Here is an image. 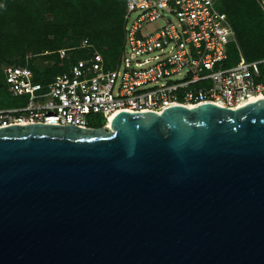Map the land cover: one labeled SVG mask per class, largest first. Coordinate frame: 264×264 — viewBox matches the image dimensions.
Listing matches in <instances>:
<instances>
[{
    "label": "water",
    "instance_id": "95a60500",
    "mask_svg": "<svg viewBox=\"0 0 264 264\" xmlns=\"http://www.w3.org/2000/svg\"><path fill=\"white\" fill-rule=\"evenodd\" d=\"M0 128V264H264V98Z\"/></svg>",
    "mask_w": 264,
    "mask_h": 264
},
{
    "label": "built area",
    "instance_id": "2783aa9c",
    "mask_svg": "<svg viewBox=\"0 0 264 264\" xmlns=\"http://www.w3.org/2000/svg\"><path fill=\"white\" fill-rule=\"evenodd\" d=\"M125 38L118 62L83 41L86 57L49 83L28 65H6L8 92L25 103L0 107V128L35 123L109 127L121 111L162 113L174 105L214 103L240 108L264 98V59L248 61L219 0H126ZM240 60L227 65L231 46ZM71 48L58 50L69 57Z\"/></svg>",
    "mask_w": 264,
    "mask_h": 264
},
{
    "label": "trees",
    "instance_id": "16d2710c",
    "mask_svg": "<svg viewBox=\"0 0 264 264\" xmlns=\"http://www.w3.org/2000/svg\"><path fill=\"white\" fill-rule=\"evenodd\" d=\"M219 6L228 14L243 56L252 62L264 59V0H219ZM126 7V0H0V107H12L6 65H28L36 82L46 84L86 57L87 50L78 48L83 41L103 55L106 65L116 64ZM62 48H71L69 57L61 58ZM229 54L227 65L240 60L234 45ZM105 122L96 116L91 126Z\"/></svg>",
    "mask_w": 264,
    "mask_h": 264
},
{
    "label": "rangeland",
    "instance_id": "374dc122",
    "mask_svg": "<svg viewBox=\"0 0 264 264\" xmlns=\"http://www.w3.org/2000/svg\"><path fill=\"white\" fill-rule=\"evenodd\" d=\"M110 66H111V67H115L116 65H114V64L112 63ZM13 98H15V97H13ZM13 98H12V96H9V98H7L8 101H9V102H8V103H9L8 106H13V105H14V106H15V105L18 106V105H20V104H23V100H22L21 98H20V100H19V99H18V100H14ZM17 104H18V105H17Z\"/></svg>",
    "mask_w": 264,
    "mask_h": 264
},
{
    "label": "bare ground",
    "instance_id": "6f19581e",
    "mask_svg": "<svg viewBox=\"0 0 264 264\" xmlns=\"http://www.w3.org/2000/svg\"><path fill=\"white\" fill-rule=\"evenodd\" d=\"M108 128H112V125H111V123L109 124V127Z\"/></svg>",
    "mask_w": 264,
    "mask_h": 264
}]
</instances>
